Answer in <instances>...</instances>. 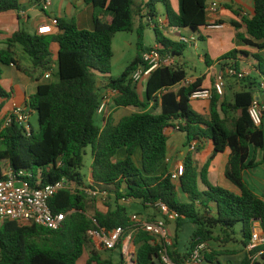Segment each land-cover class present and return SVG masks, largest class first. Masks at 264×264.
I'll use <instances>...</instances> for the list:
<instances>
[{"label": "trees", "instance_id": "16d2710c", "mask_svg": "<svg viewBox=\"0 0 264 264\" xmlns=\"http://www.w3.org/2000/svg\"><path fill=\"white\" fill-rule=\"evenodd\" d=\"M253 2L252 17L226 7L241 21L231 22L237 31L236 41L261 51L264 50V0ZM85 3L94 8L93 31L80 30L74 20L60 19L57 34L31 35L24 30L17 31L8 39L6 49L0 51V101L6 102L12 98V93L2 85V66H15L33 81H40L47 72L53 71L55 61L51 47L59 46L58 81L40 85L29 103L30 112L38 114L39 131L32 128L28 135L19 124L8 127L0 124V161L8 162L15 171H32L43 187L66 180L107 192L110 202L107 210L92 213L88 196L67 188L51 201L55 213L67 216L57 231L25 222L0 220V264H78L86 250L90 252L89 264H114L102 259L96 247L90 250L94 243L89 231L104 229L110 233L118 228H123L126 236L132 235L137 264L162 263L161 252L165 246L135 226L123 205L127 201L139 203L145 209L161 202L170 212L178 214V229L186 225L196 227L184 253L179 251V243L166 246L173 264H185L201 244L218 246L207 248L204 264H234L222 259L235 255H241L237 264H264V245L255 251L247 250L255 224L260 223L264 231V200L244 179L245 172L264 167V155L261 162L256 157L258 151H264V125L254 127L248 112L254 103L260 105L256 100L260 97L249 86L246 91L237 93L233 102L220 103L224 96L215 93L210 100L209 114L197 112L190 97L202 88L204 78L192 84L187 82L188 73L182 58L188 45L173 41L160 28L158 7L162 5L168 27L201 34L209 26L207 7L211 0H180L179 13L174 11L170 0H85ZM21 8V0H0V15ZM106 14L112 18L110 23L104 20ZM135 17H148L161 53L171 54L175 60L172 66L157 69L149 79L137 84L132 75L142 63L144 50L121 76L109 77L115 35L133 32ZM243 27L249 37L241 33ZM16 45L31 58V69L17 61L13 50ZM238 55L254 58L256 69L262 71L264 58L260 54L238 49L219 59L223 70L231 62L239 71ZM99 75L105 76V81L99 82ZM250 80L248 77L240 81ZM143 83L145 92L141 95L138 88ZM104 90L117 92L114 99L117 109L135 111L118 123L112 116H105L99 126L96 116ZM2 109L0 104V114ZM107 112L105 108L103 114ZM172 130L187 135L186 147L191 148L196 142L194 151L197 153L202 150L203 141L211 142L214 147L201 168L193 161L194 153L190 149L178 182L173 181V172L167 166ZM88 147L93 156L90 184L85 183L86 177L82 174ZM138 150L142 153L141 165L135 161ZM226 150L230 155L225 177L239 190L238 194L212 185L208 178L211 163ZM121 151L125 152L123 159L119 157ZM237 229L241 233L240 240L236 237ZM233 244H239L240 249L227 248ZM120 264H124L123 256Z\"/></svg>", "mask_w": 264, "mask_h": 264}, {"label": "crops", "instance_id": "0c3cea01", "mask_svg": "<svg viewBox=\"0 0 264 264\" xmlns=\"http://www.w3.org/2000/svg\"><path fill=\"white\" fill-rule=\"evenodd\" d=\"M171 5L176 13H179L180 10V0H170ZM215 3L217 5L216 12L208 15V27L203 29L201 34H194L189 30H180L170 28L167 25V19L165 17V21H163L165 25L164 34L171 38L175 42H180V38L196 36L197 42L198 40L203 41L207 44H211L213 41H216L218 44V50H213V56L210 54H206L201 57V62L206 64L208 67V76L198 77L196 75H187V82L192 84L196 82L199 78H204V82L202 84V88H213L216 75L223 70V64L219 63V59L227 54L228 52L238 49L240 51H246L249 54H262L264 50L259 51L256 48L247 47L242 45L236 41L237 31L234 27H232L231 22L237 21L241 22L231 10H228L226 6H230L233 10L240 12L242 15L246 17H252L254 15V2L253 0H238L235 2H231L230 0H211L210 4ZM22 8L20 11H13L0 15V51L6 49L7 41L10 39L14 33L17 31L24 30L31 35L40 34L41 35H55L58 33L57 20L65 19L67 21L74 20L80 30H89L93 31L95 29L94 24V8L92 5H87L85 0H53L51 7L48 10L42 9V1L38 4L37 0H21ZM104 20L108 23L111 22L112 18L110 15H105ZM213 24H220L223 26L220 30H213L209 27ZM246 28L243 27L241 29V33L246 37H249L246 34ZM225 39L228 42V47L226 48L224 43ZM196 42V43H197ZM196 43L194 46H196ZM156 45H158L156 43ZM155 45V46H156ZM212 48V47H211ZM53 59L55 62L58 60V52L59 46L58 44H53L52 47ZM150 49V48H149ZM149 49L144 50V52ZM16 54V48H13ZM143 52V53H144ZM17 61L24 68L31 69L33 67L32 61L27 64H22L21 61L16 56ZM237 61L240 64L239 71L240 72H248L250 73V81L246 83H242L241 85H237L234 83L236 80L233 78L226 79V89H225V97L220 100L222 103L224 100L233 102L234 97L237 93H241L247 90L248 86L258 95L261 89V86L258 87L256 81L252 79L250 68L253 72H256L258 75H262V71L257 70V62L252 57H246L244 55H238ZM211 61L208 64L206 61ZM183 62V61H182ZM231 63V62H230ZM228 64L232 65V64ZM3 67L8 69L5 71ZM55 65L53 66V69ZM4 75L2 80L3 87L12 93V98L9 101L2 102L0 104L3 105V109L0 115H8L10 111L16 107L29 108V103L31 97L37 92V89L40 85L47 84V81L50 79H46L45 76L40 79V81H33L27 75H25L22 71L18 70L15 66H2ZM53 72V71H52ZM54 74V72H53ZM52 79V78H51ZM254 83L256 85H254ZM7 84V87L4 85ZM264 84V83H263ZM101 85V83H100ZM258 89V91H257ZM138 91L141 95L145 92V86H139ZM264 92V91H263ZM103 100H108L107 110L110 113L108 115H101L102 118L106 116L107 118L112 116L115 121L118 123L123 117L131 115L135 110L132 108H122L117 109L114 106V99L116 95L112 93V90H104L102 91ZM260 107L262 108V112L264 114V96H260ZM199 106H195V110L201 114L208 115L210 112V104L211 101H201L198 102ZM31 111V110H30ZM31 113H34L32 111ZM32 115V114H31ZM171 139L169 141V150H168V159L167 166L174 173L178 166H184V162L188 154L190 153V148L185 146L187 142V135L181 133L176 130H172ZM196 143V142H194ZM203 148L200 152L193 154V161L201 168L210 158L213 153L214 147L211 142L203 141ZM230 151L226 150L224 153L219 154L211 163L208 178L212 185H218L222 188H225L229 191H232L236 194L239 193V190L225 177L226 165L229 159ZM264 155V151H258L256 154L257 161L261 162ZM252 178V179H261L262 184H264V167L258 166L255 169L249 170L245 172L244 179ZM86 184L91 183V177L86 178ZM261 197V196H260ZM264 200V195L261 197ZM260 229H262L260 227ZM263 230V229H262ZM104 249H97L99 256L104 260H110L114 264H120L122 261V255L120 254V258L117 263L114 262L112 257H104L103 251ZM225 263L228 261H232L234 264H237L241 260V255H235L231 257H225L222 259ZM124 264H128L124 259ZM133 264H137L136 261Z\"/></svg>", "mask_w": 264, "mask_h": 264}, {"label": "built area", "instance_id": "2783aa9c", "mask_svg": "<svg viewBox=\"0 0 264 264\" xmlns=\"http://www.w3.org/2000/svg\"><path fill=\"white\" fill-rule=\"evenodd\" d=\"M53 0H42V9L48 10L52 5ZM217 5L209 4L207 7L208 15L216 12ZM160 28L165 32L166 28L163 21H160ZM213 30L223 28L220 24H213L209 27ZM44 32L40 33L43 34ZM180 42L186 45H195L197 42L196 36L180 38ZM173 55L161 53L159 45L149 49L142 55V63L137 67L132 75V80L135 84L141 83L149 79L151 74L159 68L170 67L174 63ZM53 72H47L46 79H51ZM250 77L248 72H239L229 65L224 70L216 75L213 88H201L196 90L190 97L191 101H210L213 95L217 93L223 97L226 89V79L236 78L243 80ZM264 91V84L261 85ZM117 95L116 91H112ZM108 105V100L104 99L98 111L103 115L105 108ZM250 119L256 128H261L264 125V114L262 108L257 103H254L249 108ZM31 112L27 108L16 106L7 115L4 121V126L8 127L13 123L22 126L28 135H31L32 125L30 122ZM196 143L191 145V150L194 151ZM184 166H178L176 172L173 173V181L178 182L183 175ZM39 177L30 170L15 171L8 162L0 161V220H11L17 222H25L29 224L39 225L46 229L57 231L62 228L66 221L65 213H55L51 208L52 199L62 190L69 189L73 193L78 191L84 192L88 197L96 199L97 202H104L109 194L99 189H91L86 186H78L70 184L66 180H62L55 184L41 186ZM161 214L171 215L178 218V214L170 212L168 207L159 202L155 207ZM134 222V220H133ZM135 226L140 227L143 231L151 234L160 240L165 249L161 252V261L163 264H173L168 255L166 246L171 245L168 240V232L164 220H156L154 222L139 221ZM260 223H256L252 239L247 247L248 251H255L264 245V231L260 229ZM123 228H118L113 232L107 233L104 229H93L89 231V236L93 240L97 249L105 250H120L122 256L128 264H133L136 260V248L132 244V235L126 236ZM206 244L199 245L192 253L191 257L185 264H204V252L207 250Z\"/></svg>", "mask_w": 264, "mask_h": 264}, {"label": "rangeland", "instance_id": "374dc122", "mask_svg": "<svg viewBox=\"0 0 264 264\" xmlns=\"http://www.w3.org/2000/svg\"><path fill=\"white\" fill-rule=\"evenodd\" d=\"M160 11V21H165V8L162 5H159L158 7ZM144 27L143 30H141V27ZM157 41H156V33L153 28L152 23L148 19V17L140 18L135 17L134 19V31L133 32H123V33H117L115 35L114 41H113V50H114V56L112 60V70L109 77L112 78H118L121 76L128 66L135 60V58L142 54L143 50L151 49L155 47ZM224 43H227L226 48L228 47V42L225 39ZM216 41H213L210 45L198 40L196 43V46L188 45L187 50L184 53V57L182 58L183 66L188 75H196L198 77H204L208 76V67L206 64L201 62V57L205 56L206 54H210L211 57L214 55L213 50H218L219 46ZM212 47V48H211ZM16 56L21 61L22 64L30 63L31 58L24 52L23 48L20 45H16ZM264 58V52L260 54ZM3 69L8 72V69L6 67H3ZM264 69V64H263ZM53 77L50 81H47V83H50L52 81H58V65L57 62H55V68L53 69ZM251 77L254 79L259 86H261L264 83V73L262 75H258L256 72H253L250 68ZM25 74V73H24ZM26 75V74H25ZM105 76H98L99 82L105 81ZM236 80L234 83L237 85H241L242 82L238 79L233 78ZM7 87V84H4ZM144 85V83L141 85V87ZM260 96H264V92L260 91L258 92ZM225 97V95H224ZM201 101H192V105L195 108L199 106V103ZM110 113L107 112L106 115ZM30 122L32 125V128L35 132L39 131V118L38 114L36 112L31 113ZM7 115H0V124H4L5 118ZM96 122L99 126H102L103 118L100 114H97L96 116ZM193 153H197L196 151H193ZM120 159H123L125 157V152L121 151L119 154ZM135 161L139 165L142 163V153L140 150L137 151L135 155ZM93 162V156H92V149L91 147H88L86 149V155L84 157V168L82 170V174L88 178L90 176V168ZM246 183L249 185V187L257 193L259 196L264 195V184H262L261 179H252L247 178L245 179ZM88 206L93 213L95 210L99 211H105L107 210L106 205L110 202V199H106L104 202H97L96 199L88 197ZM114 201H112L113 203ZM128 209L129 216L134 220L135 223L139 221H156V220H164L167 227L168 232V240L170 241L171 245L174 243L178 244V249L180 252L184 253L187 248L190 246L192 234L196 230V227L194 225H186L182 229H178L176 218L168 215L165 216L161 214L156 208H148L145 209L142 205L139 203H136L134 201H127L123 203ZM181 230V231H180ZM238 240L241 239V233L240 230L237 229V236ZM208 248H218L217 244H208ZM95 245L90 246V250H96ZM239 244H233L229 245L227 248L229 249H240ZM105 253H103L104 257H112L115 263L118 262L120 258V250H103ZM90 257L89 250H86L83 257L79 260L78 264H89L88 260ZM157 264H162L159 261Z\"/></svg>", "mask_w": 264, "mask_h": 264}, {"label": "water", "instance_id": "95a60500", "mask_svg": "<svg viewBox=\"0 0 264 264\" xmlns=\"http://www.w3.org/2000/svg\"><path fill=\"white\" fill-rule=\"evenodd\" d=\"M257 91H258V89H257ZM256 100H257V101H259V100H260V98H258V97H257V98H256Z\"/></svg>", "mask_w": 264, "mask_h": 264}]
</instances>
